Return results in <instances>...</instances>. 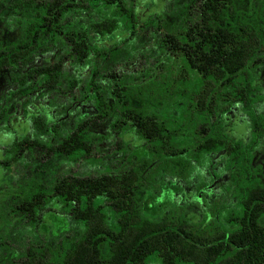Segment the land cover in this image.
<instances>
[{"label": "trees", "instance_id": "trees-1", "mask_svg": "<svg viewBox=\"0 0 264 264\" xmlns=\"http://www.w3.org/2000/svg\"><path fill=\"white\" fill-rule=\"evenodd\" d=\"M19 3L18 43L0 45V69L26 66L37 51L61 45L63 51L56 59L31 69V77L43 75L47 87L66 84L68 91L78 85L89 90L93 85L101 112L135 114L128 122L143 139L140 149L128 156V164L112 170L94 176L65 174L50 181H42L36 172L18 186L0 187V260L7 258V264H264V184L254 178L244 183L236 202L214 204L211 221L203 223L185 216L176 202L168 212H156L154 199L147 196L157 186L140 176L153 161L147 179L154 169L185 170L189 157L218 148V138L195 134V125L208 122L206 115L214 113L222 96L230 101L237 96L242 75L248 74L246 68L263 50L264 0H193L173 23L160 13L151 15L146 25L164 28L161 20L168 26L158 36L165 59L152 70V78L137 80V85L112 80L116 83L112 110L99 81L115 72L104 73L106 66L100 64L135 33L139 12L134 0ZM186 19L192 20L190 29ZM66 62L76 67L90 64L98 74L88 82L70 77ZM26 78L21 77V84L27 83ZM132 98L141 100L140 107L132 105ZM86 133L79 127L61 142L73 160L90 149ZM19 147L16 143L0 167L8 170L20 161ZM45 221L55 229H47ZM62 222H70V229L59 230Z\"/></svg>", "mask_w": 264, "mask_h": 264}, {"label": "flooded vegetation", "instance_id": "flooded-vegetation-1", "mask_svg": "<svg viewBox=\"0 0 264 264\" xmlns=\"http://www.w3.org/2000/svg\"><path fill=\"white\" fill-rule=\"evenodd\" d=\"M20 9H22V4L19 3V0H0V45L18 43L20 26L17 25V17L21 15ZM7 21L9 24H6ZM185 22L190 29L192 20L186 19ZM62 51L61 49L59 54ZM46 52L45 49L34 53V58L26 66L11 64L9 67L0 69V87L3 85L0 89V163H3L6 154L13 153L16 143L22 145L21 148L19 147L22 152L18 151L22 153L20 161L9 165L8 170L0 167V173L10 174L11 179L19 180L24 176L22 173L26 167L30 175L38 172L37 175L42 181H50V178L65 174L94 176L117 166H123L124 163H127L128 156L136 153L142 144L143 138L135 126L131 128L132 123L128 122L135 119L136 115L132 113L115 115L111 112H101L96 102V97L99 94L93 85L89 90L78 85L68 91L65 88L66 84L59 88L47 87L42 83L43 75L31 77V73H29L31 69L53 62L59 55L57 54L51 61L43 63L41 58ZM70 65L69 62H66V70L69 76L79 78L72 75L68 70ZM89 68L91 69L90 80L93 75L98 73L94 71V66L89 65ZM246 70L248 74L242 75L237 96L231 97V101L227 99L228 97L222 96L218 99V107L214 109V113L206 115L208 122L195 125V134L200 133L202 136L213 134L218 138L217 149L203 150L197 158L189 157L190 165L185 170L174 166L169 169H154L151 179H147L146 175L151 165L154 164L153 161L141 172L140 176L146 184L151 185L152 183L161 186L159 192L157 189L151 191L152 195L147 196L154 199V209L158 206L157 203H163L164 200L168 203H174L173 198L170 200L167 196L170 192L166 191L170 188L178 193L186 181H191L188 190L190 193H194L198 200L203 198L206 190L214 188L216 196L218 193H223L220 199L229 194L234 198V202L239 199L238 191L244 183L254 178L257 182L264 184V47ZM108 71L103 67L104 73ZM114 72V74L107 73L104 76L103 79L107 80L98 77L102 79L99 84L104 88L103 94L106 97L109 110L113 108L114 97L111 96V93L116 85L112 80H122L121 82L125 86L127 82L131 85H137V80L143 81L153 76V72L142 70L141 67H123ZM260 73L262 80L259 78ZM22 76L27 77V83L21 84ZM3 77L5 78V87L1 81ZM89 80L82 81L88 82ZM24 85L31 87L25 90ZM240 87H246L245 91ZM78 93L90 100L91 109L88 113L82 112L69 116L67 112H69L71 105L65 106L59 95L72 100L79 97ZM53 97L58 98V100L56 108L50 114L52 116H48L46 111H40L36 108V104H45L49 98ZM131 103L134 107H140L141 100L132 98ZM46 105L44 106L46 107ZM61 110H65V113H59ZM59 114H61V119L57 117ZM17 117L27 121L26 131L19 132L15 129L14 120ZM47 119L51 122H47ZM237 124L241 126L238 128ZM79 127L85 128L87 132L85 141L90 149L77 160H73L64 153L61 142L67 134H71L72 131L76 132ZM188 149L190 150V146ZM36 151L41 154V161L50 157H60L63 159L61 165L66 163L67 167L68 162L76 166L86 164L87 171L86 173H73L68 170H61V173H58L57 170L52 169L45 172L44 175L39 167L41 161L37 160ZM22 166L24 170H22ZM125 168H130V166ZM198 169H201L203 176L205 175L207 178L206 180L194 178V173L199 172ZM166 175L170 176L171 179L163 184ZM18 185L19 183L13 184V186ZM164 188L165 191H163ZM164 197L167 198L163 199ZM177 204L181 205L179 202ZM211 206L212 204H204L201 208V214L206 218L210 217V211H213Z\"/></svg>", "mask_w": 264, "mask_h": 264}, {"label": "rangeland", "instance_id": "rangeland-1", "mask_svg": "<svg viewBox=\"0 0 264 264\" xmlns=\"http://www.w3.org/2000/svg\"><path fill=\"white\" fill-rule=\"evenodd\" d=\"M193 0H134V3L136 4V9H138L139 12V25L138 27L134 30V34L131 36V38L124 42V43H119L117 50L115 53L112 55L111 59H108L105 63L100 64V67L102 65L106 66L105 70H116L118 71L120 68L123 67H132V68H140L142 70L148 71V72H153L155 67L159 65L160 60H164V50L159 47L158 43V36L162 35L165 32L164 28H167L168 26H163V21L160 20V25L164 28H158L159 26L156 24H149L146 25L144 22L146 19H148L151 15H154L155 13H160L164 15L165 19L169 23H173L178 21V17L181 15L185 14L189 5ZM159 24V23H158ZM119 35L117 36V38ZM110 39V38H108ZM112 41V40H111ZM109 41L106 42L108 44ZM63 49L61 45H51L50 49L47 50L46 54L41 58V62L46 63L48 61H51L57 54H59L60 50ZM90 64H87L84 67H74L72 65L68 66V70L71 72L72 75L78 76L79 79L82 80H89V73L91 72V69L89 68ZM259 78L261 79V73L259 75ZM262 80V79H261ZM2 84H4L5 87V78L3 77L1 79ZM1 83V82H0ZM3 86V85H2ZM0 87V89L2 88ZM80 93V90L78 91ZM78 93V94H79ZM86 94V92H85ZM59 98L63 100L62 102L65 103V106L68 104L71 105L69 107V116L76 113H88L91 109V102L90 100H87V97H83L82 94H79V97L77 99H72L63 97L62 95H59ZM89 99V98H88ZM58 98H49L48 102L45 103L47 104L46 107L44 106L45 104H36V108L39 109L40 111H46L48 116L51 113H53L54 108H56ZM46 109V110H45ZM59 113L64 114L65 110H61ZM61 114L57 116L59 119H61ZM55 116V115H54ZM14 126L15 129L19 132H23L27 130L28 124L25 119H21L17 117L14 120ZM47 122H51L47 119ZM237 124V127L239 128ZM242 130V128H241ZM60 133V129H59ZM41 154L36 151V158L38 161H41L40 158ZM63 162V159L59 158H47L41 161V164H39L43 174L45 175V172H49V170L55 169L58 171V173H61V170H68L69 172H80V173H86L87 168L86 164H79L78 166L71 165L69 162L61 163ZM25 167V166H24ZM22 170H24L22 166ZM199 172H195L194 178L200 180H206V176H203V173L201 169ZM23 172V171H22ZM24 176L22 179H11L10 174H2L0 173V187H9L12 186L13 184L17 185L20 182H23L25 179L30 177V172L27 171L25 167V171L22 173ZM170 176H165L163 179V184L167 183L170 180ZM199 180V179H198ZM191 184V181H186L184 183V186L182 185L178 193L173 191L172 189H168L166 192H170L167 196L170 198V200L173 198V201L179 202L181 205L180 207L182 208L181 210L184 211L185 215L189 218H191L192 221H202L203 223H207L211 221V211H210V217L206 218V216H203L201 214L204 204L211 205L213 207L214 204L216 203H223L225 205H230L231 203L234 202V198L231 195H226L224 196L223 199H220L223 195V193H218L216 196L215 189L212 188L211 190H206L203 198L198 200L194 193H190L188 190V185ZM161 186H157L155 189H152L151 191H155L158 189L157 192L160 191ZM165 191V188L164 190ZM175 193V194H174ZM158 194V193H157ZM156 194V195H157ZM167 197H164L165 199ZM171 201V202H173ZM201 201V202H200ZM174 202V203H175ZM158 206L154 209L158 213H164L168 212L170 208V204L166 202L165 200L163 203H157ZM206 220V221H204ZM45 225L47 226V229H55L51 228L52 227V222L51 221H45ZM70 222L69 223H64L62 222L61 226H57L59 230L63 229L64 231H67L70 229ZM15 254V251H14ZM8 260L5 258L3 261L0 260V264H7Z\"/></svg>", "mask_w": 264, "mask_h": 264}]
</instances>
